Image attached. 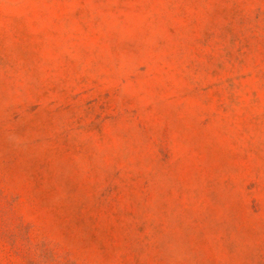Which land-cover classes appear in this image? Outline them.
Instances as JSON below:
<instances>
[{
  "label": "rangeland",
  "instance_id": "obj_1",
  "mask_svg": "<svg viewBox=\"0 0 264 264\" xmlns=\"http://www.w3.org/2000/svg\"><path fill=\"white\" fill-rule=\"evenodd\" d=\"M0 264H264V0H0Z\"/></svg>",
  "mask_w": 264,
  "mask_h": 264
}]
</instances>
